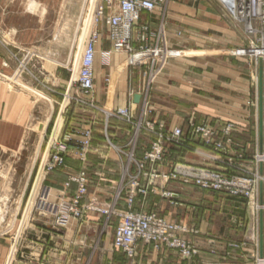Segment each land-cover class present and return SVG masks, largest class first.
I'll return each mask as SVG.
<instances>
[{
  "label": "crops",
  "instance_id": "obj_1",
  "mask_svg": "<svg viewBox=\"0 0 264 264\" xmlns=\"http://www.w3.org/2000/svg\"><path fill=\"white\" fill-rule=\"evenodd\" d=\"M29 1L0 0V29L13 31L10 42L0 37L3 77L12 74L13 68L15 71L26 53L30 56L26 70L13 78L12 90L0 78V151L18 153L38 131L41 136L34 151L38 157L55 113L61 117L56 134L69 137L75 145L63 154V163L45 176L48 201L71 200L77 184L69 181L66 186V182L83 170L87 177L83 203L94 200L103 208L113 204L117 211L127 209L126 184L130 172L138 171L129 158V125L106 119L104 110L131 105L132 111L141 110L146 119L166 128L184 125L189 118L213 126L232 122L231 138L240 150L244 147L246 162L258 151V88L256 105L249 106L247 101L255 98V92L245 42L214 0H167L162 8L142 11L138 24L148 26L149 44L156 48L149 58L140 55L129 63L125 52H111L105 63L103 54L110 50V42L101 32L93 64L91 97L95 107L74 102L67 116L59 100L69 87L67 62L82 1L57 0L52 6L44 2L43 15L37 20L25 14ZM34 4L32 0L30 10ZM13 59L14 67L8 62ZM7 80L11 84L12 79ZM20 80L27 88L18 83ZM33 91L48 101L46 114ZM135 95H139L138 102ZM85 131H90L91 145L81 160L79 145ZM139 137L137 158L147 147L143 145L145 136ZM44 152L45 148L42 155ZM175 160L212 166L193 153L169 151L159 168L166 170ZM14 171L15 178L16 167ZM29 178L30 174L16 190L15 214ZM4 187L0 181V191ZM166 188L174 192L173 200L157 192L138 194L132 210L156 212L182 225L184 231L178 234L195 245L196 255L185 258L176 249L138 241L134 257L128 258L112 243L118 220L115 214L86 211L82 218H70L66 226L58 227L54 216L42 210L30 216L27 226L15 229L13 249L9 238L0 236V264H259L258 213L253 216L247 198L174 181Z\"/></svg>",
  "mask_w": 264,
  "mask_h": 264
},
{
  "label": "built area",
  "instance_id": "obj_2",
  "mask_svg": "<svg viewBox=\"0 0 264 264\" xmlns=\"http://www.w3.org/2000/svg\"><path fill=\"white\" fill-rule=\"evenodd\" d=\"M167 0H88L87 9L79 27L78 42L76 52L69 67L70 79L69 87L63 95L61 109H65V99L82 105L93 106L92 91L94 78V57L96 44L100 40L101 33L98 29L100 22L104 23L107 29V38L110 42V50L103 54L105 63L111 52H125L129 56V63L137 59L134 57L149 58L156 52L155 46L149 44V29L147 25L138 24L142 11H152L162 8ZM221 14L230 24L237 28L245 42V52L252 60L254 66L252 71L256 74L259 58L264 59V0H214ZM29 54H25L18 60V66L14 71V76H19L26 70ZM77 59V60H76ZM264 63V62H263ZM6 66V63H4ZM1 76V74H0ZM106 81H109L107 79ZM76 88L77 94L73 96L68 93ZM67 105V104H66ZM106 118L113 116L129 124L132 123L131 105L121 107L115 111L105 112ZM55 125V124H54ZM142 126L141 120L137 124ZM146 129L151 131L154 142L151 148L143 156L142 161L136 162L138 171L144 169V163L148 160L151 165V172L158 173V163L164 159L168 149H179L184 152H191L200 156L204 162H216L220 164L217 168H210L205 165H194L190 163H176L170 166L169 173L163 174L165 179H173L182 183L194 184L202 189L212 191H222L232 196H243L247 198L251 213L255 217L259 209L264 206L254 207V194L256 182L264 183V151H258L254 156L253 169H243L240 165H235L234 160L242 158V154H235L232 158L229 151L231 140L229 132L232 124H225L219 132L212 129L207 124H195L189 120L185 126H176L170 129L160 124L156 129L152 125L145 123ZM54 131V130H53ZM50 133L45 152L37 168V175L31 188V194L39 187L45 176L52 172L57 166L63 163V154L69 149V137H62L57 140ZM85 140L81 141L78 153L81 160L85 159V153L90 146V131L85 132ZM264 150V149H263ZM218 154V156H217ZM132 153L129 154L131 159ZM234 159V160H233ZM156 165V167H154ZM262 165V173H260ZM241 169V172L250 173L247 178L227 175L230 168ZM156 176V175H152ZM259 179V180H258ZM77 184V189L69 201L50 202L48 201L49 188L45 187L38 199L43 210L53 215L55 225L64 227L70 218L80 219L86 211H98L105 214H115L118 217L113 234V246L121 250L128 258L135 255L138 241L145 244H152L155 248L166 246L176 249L185 258L198 254L195 245L187 238L178 233L184 231V227L178 223L169 222L156 213H145L132 210V204L136 195L146 196L147 186H143L137 180H130L128 191H126L127 209L117 211L113 204L107 207H100L94 200L86 203L82 199L87 193V179L84 171L77 177L70 178ZM37 182V183H36ZM152 180L148 182L151 184ZM39 183V184H38ZM147 184V185H148ZM39 185V186H38ZM69 182H66V186ZM150 191V190H149ZM151 192V191H150ZM163 197L173 200V192L160 193ZM254 207V208H253ZM31 213V212H30ZM259 264H264V257L258 258ZM212 264V263H207Z\"/></svg>",
  "mask_w": 264,
  "mask_h": 264
},
{
  "label": "rangeland",
  "instance_id": "obj_3",
  "mask_svg": "<svg viewBox=\"0 0 264 264\" xmlns=\"http://www.w3.org/2000/svg\"><path fill=\"white\" fill-rule=\"evenodd\" d=\"M56 1L57 0H33V2L35 4L33 6V9L30 10V5H31V2H32V0H30L28 2V4L25 5V8H24L25 14H27L29 17H33L35 20H37V19L41 18L42 15H43V12H44L43 11V8H44L43 3L47 2V3H49L52 6L54 3H56ZM81 1H82V9L80 10V12H79V14H78V16L76 18L74 37H73L71 45H70L71 58L68 59V62H67V70H68V78L69 79H70L69 67L71 66V63L73 61V57H74V54L76 52V45H77V42H78V36H79V27L78 26L80 25L81 21L83 20L82 18L84 17V14H85L87 6H88L87 5V1L88 0H81ZM52 14H53V11H52ZM98 29H99L100 33L102 32V34L105 37L107 36V29H106V26H105L104 23L100 22L98 24ZM12 34H13V31L11 30V28L3 29V30L0 29V37L4 38V40H7V41L10 42V39L12 38ZM9 46L11 47V45H9ZM12 50L14 51V49H12ZM13 56H14V54H13ZM249 61L251 63L250 82H251L252 89L255 92L256 75L252 71V68H253L254 64H253L252 60L249 59ZM8 62L9 63H13L12 65L14 67V59L13 60H8ZM262 62H264V60H262ZM6 65H7V63H6ZM263 65H264V63H263ZM0 74H1V76H0L1 79H5L6 81H8L7 79H12L11 80V84H9V85L7 84V82L5 80H3V81H5L6 86H8L7 88H10L12 90L13 87H14V79H13L14 78V68H13L12 74L7 75L8 76L7 78L3 77V74L1 72H0ZM23 78L27 79L25 76H23ZM8 82H10V80ZM18 83L21 86L27 88L25 84H22L21 80ZM65 91L66 90H64L63 93L61 94V98L59 100V103H62V100H63V97H64L63 95L65 94ZM33 92H35V91H33ZM35 93H36V95L35 94L34 95L36 97L40 98V100H41L40 104L43 106L41 109L40 108H38V109H40L44 114H46V111L48 110V101H46L44 98L39 97V95H38L39 93H37V92H35ZM68 93H72L73 96H75L77 94V90H76V88H73L70 91H68ZM40 95H42V94H40ZM74 102L75 101H72V100L67 102V100L65 99V109H64V111L66 110V116H67V113H69V106L72 103H74ZM255 102H256V96H255V98L250 97L248 99V101H247V104L249 106H254V105H256ZM75 103H77V102H75ZM87 107H95V106L93 104V106L87 105ZM124 107H126V106H124ZM118 108H121V107H118ZM118 108H115V109H112V110H104V112L115 111ZM147 112H149V109H147ZM57 118H58V116L55 113V116L53 118L54 122L52 124L51 131L46 133V137H45V141H44V148H45V146L47 144L48 138L50 137L49 136L50 133L54 130V124H55V121H56ZM109 118H114L116 120H119V121L124 122L125 124L129 125L128 130L130 131V139L128 141V146L130 148V153H132V156H133L131 158L132 163L133 162L142 161L144 154L146 152H148V150L151 148L152 142H154L152 133H150L151 131H148L146 129V126H144V125H145V123H148L149 125H152L154 127V129H156L160 125V123L159 124H155L152 120L146 119L145 118V114L141 110L140 111L138 110L136 112L132 111V123L131 124H129V123L123 121V120L117 119V118H115L113 116H110V117H108L106 119H109ZM140 120H141L142 126L138 127L137 124L140 122ZM189 120H193V122L195 124H207L208 126H210L212 129L216 130L217 132H219V130L225 124H232V126L230 128V132H229V138H230L232 144H230L231 148H230L229 151L231 152V154H232L231 156L234 159H236L235 154H238V153L242 154V158H237L236 160L233 159L234 160L233 162H234V164L236 166L237 165L242 166L243 169H247L248 170V169H251L253 167L255 153H253L251 155L252 157L248 159V162H246V160L244 158L245 154H246V152L244 150V147H242L243 151L240 150L241 148L239 147L237 142H235L231 138L232 130H234V128H235L234 123H232V122H224L222 124H219L218 126H213V125L208 124L206 122H196L193 118H189L186 121V123H184V125H181V126H185ZM171 128H173V127H171ZM167 129H170V128H167ZM141 135L145 136L146 139H143V141L145 142V143H143V145L146 146V144H147V147H145V149L143 150V153H142L141 157L137 158L135 156V154H136V151L138 149H136V148L139 147V141L142 140L141 137H139ZM40 136H41L40 132L38 133V131H35V136L32 137V138H29V140H26L23 149L21 151H19L18 153H14V152L9 153V152L0 151V181H3L4 182V186H5L0 191V194L7 196L6 199L5 198L4 199L0 198V236H6L7 238H9L10 244L11 243L13 244L11 249L14 248V231H15V229L18 228V227L21 228L23 226H27L28 222H31V220L29 219L30 216H32V214H34L36 212L38 213L39 211L43 210L41 208V206L39 205L38 199H39L40 194L42 193V190L44 188V183H43L44 180L42 181L41 185L40 186L38 185L39 187H36V190L34 189V191L31 194V188H32V186L34 184V181H35V178H36V175H37V168H38V166H39V164L41 162V159H42V156H43L42 152L44 150V148H43L38 157L34 153L35 147H36V145L38 143V140H39ZM55 137H56V135H55ZM85 138L86 137H85V134H84V140H85ZM56 139L57 140L62 139V137H60V132H59L58 137ZM89 142H91L90 138H89ZM68 143H69V147H71V145L73 146V144H74V142H73V144H72V141L70 142V138H69ZM90 145H91V143H90ZM169 151H173L177 155L182 153V151L179 150V149H174V150L168 149V152ZM184 153H191V152H184ZM166 154H165V156H166ZM165 156H164V159H165ZM196 156H198V155H196ZM217 156H218V154H217ZM198 157L203 161V159L200 156H198ZM164 159L161 161V163L157 164L158 165V167H157L158 168V170H157L158 173H156V174H153L151 172V170H150L151 165H150L148 160L144 163L145 165H144V169L142 171H140V172L137 171V170L134 171V172L131 171L129 180L127 181V184H126V187H127L126 191H128V187H129V183H130L129 181L133 180V179L136 180V178H137V180L140 182L141 185L147 186L148 193H150V191L152 193L153 192L162 193V192H167V191L172 192L170 190H167V188H166L167 183L170 182V181H174V182H178V183H182V182L176 181V180H173V179H168L167 180V179L163 178L162 175H160V173H163V174L167 173L168 174L171 165H174L176 163H185V162H183L181 160H175L168 167V169L162 170V169L159 168V166L164 162ZM204 163L205 164H208V163L211 164L212 166L205 165V166H208L210 168H217V167L220 166V164H218L216 162H213V161L204 162ZM33 164H35V166H34V169L31 170V168H33L32 167ZM15 167H16V171L18 173V176L14 178V173H16L14 171ZM154 167H156V165ZM80 172H78L77 174H72L71 176H69L68 182L70 181V178L77 177ZM236 173H238L237 174L238 177H242V176H243L242 178L252 177V176H250V173L246 174L245 172H241L240 168L237 169V168H234V167L229 169L227 175L230 176V177H234ZM28 174H30L29 183H28V189L26 190V193L24 195V198H23L22 202L20 204H18L19 205L18 213L15 214V209H16V206H17V204L15 203V199L17 198L16 190L19 189V187H21L20 185L24 184V181L26 180ZM85 174H86V172H85ZM152 175H156V176H152ZM149 180L150 181L152 180L151 184H148ZM182 184H187V183H182ZM147 194H146V196H147ZM173 194H174V192H173ZM1 195H0V197H1ZM30 212H31V214H30ZM145 213H151V211L150 212H145ZM153 213H156V212H153ZM54 221H55V218H54ZM169 222H171V221H169Z\"/></svg>",
  "mask_w": 264,
  "mask_h": 264
},
{
  "label": "water",
  "instance_id": "obj_4",
  "mask_svg": "<svg viewBox=\"0 0 264 264\" xmlns=\"http://www.w3.org/2000/svg\"><path fill=\"white\" fill-rule=\"evenodd\" d=\"M263 62L259 59L258 62V152L263 151V140H264V67ZM139 95L134 96V101L138 102ZM41 129L42 126H39ZM262 173V165L259 169ZM263 183H259L258 202L259 205H263ZM258 226H259V257H263V246H264V212L260 208L258 212Z\"/></svg>",
  "mask_w": 264,
  "mask_h": 264
},
{
  "label": "bare ground",
  "instance_id": "obj_5",
  "mask_svg": "<svg viewBox=\"0 0 264 264\" xmlns=\"http://www.w3.org/2000/svg\"><path fill=\"white\" fill-rule=\"evenodd\" d=\"M259 59H263V57L261 56ZM77 60V59H76ZM259 61V60H258ZM258 64V63H257ZM256 86H255V90H257L258 88V73H257V68H256ZM14 79H15V76H14ZM255 96H256V92H255ZM61 125V117L58 116L57 120L55 121V125H54V131H53V135L52 137L54 138L56 133H57V130L58 128L60 127ZM259 180V179H258ZM258 195V181L256 182V189H255V194H254V206L256 204V196ZM254 208V207H253Z\"/></svg>",
  "mask_w": 264,
  "mask_h": 264
}]
</instances>
